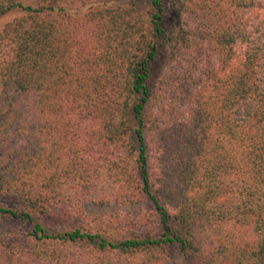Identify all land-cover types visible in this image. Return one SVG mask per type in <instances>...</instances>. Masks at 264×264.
<instances>
[{"label":"trees","instance_id":"1","mask_svg":"<svg viewBox=\"0 0 264 264\" xmlns=\"http://www.w3.org/2000/svg\"><path fill=\"white\" fill-rule=\"evenodd\" d=\"M11 12L0 219L29 228L24 257L264 264V0H0ZM85 204L134 215L119 237ZM58 213L82 222L49 228Z\"/></svg>","mask_w":264,"mask_h":264},{"label":"rangeland","instance_id":"2","mask_svg":"<svg viewBox=\"0 0 264 264\" xmlns=\"http://www.w3.org/2000/svg\"><path fill=\"white\" fill-rule=\"evenodd\" d=\"M166 6H170L171 0H164ZM19 16L18 12H11L7 14L6 16L0 17V29L4 24L11 21L15 17ZM168 49L162 48L156 62L152 65L151 72H150V78L148 80V83L151 84L153 82H156L157 79L163 75L166 72L167 69V61H168ZM89 202V201H88ZM87 206V208H85ZM86 211L85 214H90L93 216L94 214L102 213L103 218L107 219L105 220L104 224L107 227L104 228L108 232L117 234L119 237L121 234L125 233L126 227L123 225H113V222L115 223V218L120 216V222L130 223V219L132 215H134L132 207L127 206H116V205H109L105 204L102 206L85 204L83 206ZM138 211V209H136ZM135 210V211H136ZM114 215V216H113ZM66 219L69 220L68 223L64 222ZM109 220V221H108ZM75 221L76 223L79 221V223L82 222V215L80 216H72L71 215H65V214H55L50 220L49 225L51 227H55V229H60L61 227L65 225L73 226L71 222ZM108 221V222H107ZM78 223V224H79ZM77 224V225H78ZM93 225V224H91ZM53 229V228H52ZM127 229L134 230V227H128ZM29 231V228L23 225H18L17 223H13L10 221H4L0 219V264H38L36 262L30 261L28 258L24 257V249H25V242L26 241V234Z\"/></svg>","mask_w":264,"mask_h":264}]
</instances>
